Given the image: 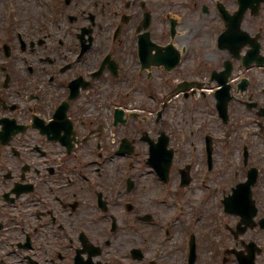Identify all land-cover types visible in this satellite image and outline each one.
I'll return each mask as SVG.
<instances>
[{
  "label": "flooded vegetation",
  "instance_id": "flooded-vegetation-1",
  "mask_svg": "<svg viewBox=\"0 0 264 264\" xmlns=\"http://www.w3.org/2000/svg\"><path fill=\"white\" fill-rule=\"evenodd\" d=\"M240 8L259 65L218 42ZM224 103L264 140V0H0V264H264Z\"/></svg>",
  "mask_w": 264,
  "mask_h": 264
},
{
  "label": "rangeland",
  "instance_id": "rangeland-1",
  "mask_svg": "<svg viewBox=\"0 0 264 264\" xmlns=\"http://www.w3.org/2000/svg\"><path fill=\"white\" fill-rule=\"evenodd\" d=\"M202 33H203V30L201 31V34ZM248 35H250L249 32H248ZM219 56L220 57L222 56L221 52H219ZM236 97H239V96H236ZM243 97L245 98L246 95ZM237 104L239 103L233 104L229 108V111L227 112L228 114L227 116L228 118L226 120L227 125H223L220 122L219 118H216L215 114H213L212 112L211 113L209 112V115H208L209 118L212 117L217 120L218 122L217 129L219 133L220 131H230L229 141L231 143V146L233 147V152H234L233 166L227 167L226 164H224V162L221 161L219 164L217 163L216 169L217 170L222 169V172L226 173L225 177H230L232 178V180L242 178V174H240L241 168L238 162H241V158H239V148L243 143H248V158H249L248 161L250 162V164L254 163L256 164L255 166L264 168L261 165V164H264V155H263L264 154V140L261 137L263 134L260 133L257 135V131H258L257 126L254 124L253 121L247 119L248 114L245 112L243 113L240 105L238 107V111H235L234 108ZM201 113L202 114L200 115V117L203 115V113L205 114L207 112L202 111ZM242 139H247V140L241 141ZM198 193L200 194V197H201V192L198 191ZM255 194H256V197L258 198L260 197L261 199L264 196V178H263L262 185L260 187H256ZM213 211L218 212V209L214 208ZM203 256L207 257V252H204Z\"/></svg>",
  "mask_w": 264,
  "mask_h": 264
},
{
  "label": "water",
  "instance_id": "water-1",
  "mask_svg": "<svg viewBox=\"0 0 264 264\" xmlns=\"http://www.w3.org/2000/svg\"><path fill=\"white\" fill-rule=\"evenodd\" d=\"M224 105H225V103H224Z\"/></svg>",
  "mask_w": 264,
  "mask_h": 264
}]
</instances>
